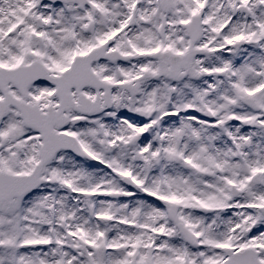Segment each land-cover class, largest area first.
Returning a JSON list of instances; mask_svg holds the SVG:
<instances>
[{"label": "snow or ice", "instance_id": "6c2138e0", "mask_svg": "<svg viewBox=\"0 0 264 264\" xmlns=\"http://www.w3.org/2000/svg\"><path fill=\"white\" fill-rule=\"evenodd\" d=\"M0 264H264V0H0Z\"/></svg>", "mask_w": 264, "mask_h": 264}]
</instances>
